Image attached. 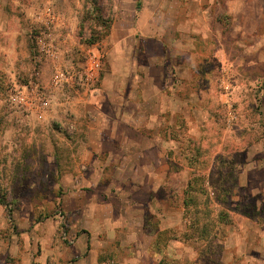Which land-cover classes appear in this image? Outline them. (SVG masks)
Wrapping results in <instances>:
<instances>
[{"label":"rangeland","instance_id":"1","mask_svg":"<svg viewBox=\"0 0 264 264\" xmlns=\"http://www.w3.org/2000/svg\"><path fill=\"white\" fill-rule=\"evenodd\" d=\"M256 2L263 18L256 29L191 27L185 12V32L173 43L178 12L166 0H0L7 26L0 30V264H223L226 238L232 234L235 248L241 241L238 225L249 227L247 239L253 224L264 225V45L252 40L264 36V0ZM44 7L55 17L50 31L36 23ZM133 18L136 37L162 31L168 44L159 125L148 123L141 97L123 88L125 107H117L114 95L97 92L112 87L111 74L132 58L140 69L146 62L128 38ZM88 49L102 63L93 86L73 76ZM178 52L194 58L188 81L174 70ZM59 69L68 82L57 90ZM30 81L47 94V109L28 113L8 101L15 85ZM145 93L150 106L157 102L151 87ZM98 94L103 106L89 108ZM110 112L165 143L131 147L137 137ZM194 174L205 181L203 195L192 194L200 223L191 228L196 208L185 210L184 200ZM142 199L144 209L136 206ZM141 228L148 251L139 246L148 238Z\"/></svg>","mask_w":264,"mask_h":264},{"label":"crops","instance_id":"2","mask_svg":"<svg viewBox=\"0 0 264 264\" xmlns=\"http://www.w3.org/2000/svg\"><path fill=\"white\" fill-rule=\"evenodd\" d=\"M172 6L177 8L178 16L174 17V28L178 32V34H173V38L170 39L169 42L176 43L181 42L179 37L182 35V25L180 24V16L188 12V21L191 27L196 22L205 23L206 26H219V28L224 29L226 23H228V28L230 24L239 29L244 30V28L252 25L253 29H256L261 25L262 21V9L257 5L256 0H166ZM117 2V0H116ZM117 5V3H116ZM156 5H154L155 7ZM193 8V9H192ZM160 10V8H158ZM4 11L3 7H0V13ZM199 13V14H198ZM36 16V14H35ZM5 20V19H4ZM130 34L128 36L133 43V46L138 42V47L135 51L138 53H142L143 57H146V62L143 64L142 69L137 68L138 62L135 58H132L131 64L125 63V66L115 73L111 74V77L116 81L111 87H104L99 89L97 92L101 93L103 97L109 96V94L114 95L118 100L117 107H125V103H123V88L127 91V94H132L136 97H141V100L138 98L137 101L139 105L142 106V109L149 114V121L154 122L159 125V119L162 117L163 108H161L162 102L165 103V89L166 85V73H165V63L168 61V44L166 43V39L162 35V31L155 32L153 36L136 37L137 33L134 31L133 26L137 24V21L132 20ZM146 22V21H145ZM143 22L144 28L152 27L151 22L145 23ZM215 26V27H216ZM115 27V26H114ZM113 27V28H114ZM7 26L5 21H0V30L4 33ZM160 28V27H159ZM243 33V32H242ZM125 34V33H124ZM112 35V34H111ZM245 38V35H242ZM117 37V31L114 29L113 31V39L112 43L116 45L114 42ZM253 37V36H252ZM141 40V41H139ZM254 42H258L261 45H264V36H255L252 39ZM139 42L141 47H139ZM168 42V43H169ZM178 54V55H177ZM171 56L172 60L175 63L174 70L179 74L180 77L184 81L190 80V74L192 72V68L195 64L194 58L191 53H186L184 56H181V53ZM179 56V57H178ZM136 61V63H135ZM176 61V62H175ZM139 67V65H138ZM140 82V83H138ZM151 87L157 94V102L153 103L151 106L149 105V98L147 99L146 93L148 88ZM135 93V94H134ZM110 95V96H111ZM141 95V96H140ZM122 100V101H121ZM86 103V102H85ZM128 104V103H127ZM126 104V105H127ZM130 104V103H129ZM87 105L89 108L93 107L97 109V107L103 106L101 100L98 95H91V98L88 99ZM113 121L117 123H123L127 126L128 130L131 132L133 137H137L135 142H132L133 148L144 147L149 149L152 147L154 149V145L157 146L159 142L165 143V137L160 136L159 133L153 132L152 134H145L142 130H138L133 126V120L127 117H123L120 115H114L110 112ZM98 124V122H95ZM113 138V137H112ZM115 147V148H114ZM114 149L121 150L124 146H114ZM127 149L130 148V144H128ZM93 151V149H92ZM90 150L89 153H92ZM157 154L164 152L160 148L156 149ZM95 152V150H94ZM148 199H142L141 202L136 203V206H141L144 209V206H148ZM239 226V227H238ZM236 231H238V235L240 237V242L236 245L233 244L232 238L229 236L225 240V254L227 257L223 261V264H264V238L260 235L261 232H264V225L262 224H253V230L250 232L253 236L247 239V233H249V227H243L238 225ZM139 234L142 235L145 239V245L139 244V246H145L146 251H148L150 247L149 236H146L147 233H143L142 228L139 230ZM244 237V238H243ZM251 238H253V243L251 242ZM252 243V244H250ZM233 244V245H232ZM250 246V248H248ZM227 249V250H226ZM246 249V251H244ZM249 252V253H248ZM245 253V254H243ZM135 258L134 253H130ZM93 264H107L100 262L98 259L93 261Z\"/></svg>","mask_w":264,"mask_h":264},{"label":"built area","instance_id":"3","mask_svg":"<svg viewBox=\"0 0 264 264\" xmlns=\"http://www.w3.org/2000/svg\"><path fill=\"white\" fill-rule=\"evenodd\" d=\"M36 18L38 19L37 24H42L47 31H50L55 17L49 7H44L40 10ZM34 42L39 50L45 51L46 43L42 36H35ZM101 69L102 63L100 56L94 50L88 49L83 62L80 63L73 76L80 85L93 86L100 79ZM37 76L38 72L35 74V80H37ZM67 76L61 69L56 70L52 78L51 87L59 90L63 83L68 82ZM7 99L12 105L28 113L43 111L50 105L47 94L40 92L38 86L32 81L26 85H15L8 94Z\"/></svg>","mask_w":264,"mask_h":264},{"label":"trees","instance_id":"4","mask_svg":"<svg viewBox=\"0 0 264 264\" xmlns=\"http://www.w3.org/2000/svg\"><path fill=\"white\" fill-rule=\"evenodd\" d=\"M101 76L102 75L100 74V78H101ZM203 180L205 181V179H203V177L194 174V176H192L191 179H189V181L187 182V185H186V189H185L186 198L184 200V206L186 207L185 210L190 209V207H192V206L194 208H196L193 211V214H192L193 216L190 218L191 219V221H190L191 228L198 226V224L200 223V221H199V215H200L199 204L197 203L196 198L192 194L203 195V193H204V188H203L204 185L202 183ZM200 181H201V184H200ZM0 203H2L1 199H0ZM144 228H145V225H144ZM205 231H206V229H205ZM205 231H203V232H205ZM203 232H202V234H205ZM202 234H201L202 238H200L201 240H203V237H204Z\"/></svg>","mask_w":264,"mask_h":264}]
</instances>
